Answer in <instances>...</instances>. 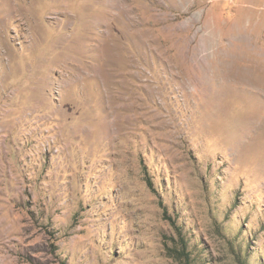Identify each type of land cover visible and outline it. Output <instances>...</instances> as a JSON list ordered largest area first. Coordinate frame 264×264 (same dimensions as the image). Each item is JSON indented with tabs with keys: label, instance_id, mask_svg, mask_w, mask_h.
<instances>
[{
	"label": "rangeland",
	"instance_id": "1",
	"mask_svg": "<svg viewBox=\"0 0 264 264\" xmlns=\"http://www.w3.org/2000/svg\"><path fill=\"white\" fill-rule=\"evenodd\" d=\"M0 264H264V0H0Z\"/></svg>",
	"mask_w": 264,
	"mask_h": 264
}]
</instances>
